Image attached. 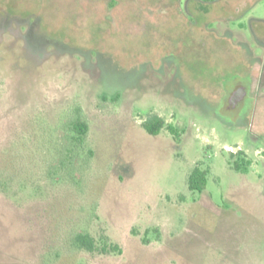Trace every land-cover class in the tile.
Returning <instances> with one entry per match:
<instances>
[{
	"label": "rangeland",
	"instance_id": "374dc122",
	"mask_svg": "<svg viewBox=\"0 0 264 264\" xmlns=\"http://www.w3.org/2000/svg\"><path fill=\"white\" fill-rule=\"evenodd\" d=\"M0 6L41 17L38 58L46 39L60 44L43 62L23 48L15 66L0 63V264H264V0ZM95 48L104 55L89 69ZM163 56L177 80L173 66L151 67ZM76 106L89 133L70 176L51 165ZM151 113L178 142L145 131ZM239 150L247 173L232 167ZM195 166L208 170L201 192L187 184ZM79 230L119 251L73 247Z\"/></svg>",
	"mask_w": 264,
	"mask_h": 264
},
{
	"label": "trees",
	"instance_id": "16d2710c",
	"mask_svg": "<svg viewBox=\"0 0 264 264\" xmlns=\"http://www.w3.org/2000/svg\"><path fill=\"white\" fill-rule=\"evenodd\" d=\"M119 94H115L114 99H118ZM142 127L150 135H157L165 127L173 136L176 142L179 141V130L176 126L169 123L166 124L162 116L157 113L149 114L142 122ZM89 133V125L80 106L72 109L70 118L66 120L59 131V148L57 149L58 158L51 167L56 173L59 169H63L70 176L77 175L75 170L76 149L82 148L85 145L86 138ZM241 150L236 152V158L232 162V167L238 172L247 173L250 161L242 156ZM93 155V150L88 149L86 157L83 159V164L88 165L90 157ZM82 167V166H81ZM207 169H202L195 166L188 175L187 184L191 191L201 192L207 183ZM71 244L78 249H85L89 252L100 250L102 253L108 251H119L118 245L114 243H104L99 249L94 238L85 230L75 232L71 237Z\"/></svg>",
	"mask_w": 264,
	"mask_h": 264
},
{
	"label": "flooded vegetation",
	"instance_id": "af4514ba",
	"mask_svg": "<svg viewBox=\"0 0 264 264\" xmlns=\"http://www.w3.org/2000/svg\"><path fill=\"white\" fill-rule=\"evenodd\" d=\"M170 4V2L164 4V7L166 9L167 6ZM163 7V8H164ZM155 11V8L152 10ZM151 11V13H152ZM168 12V11H167ZM167 18L164 13H159V17ZM41 17L36 15L35 13H32L31 11L28 14L25 15H16L15 13L11 12L8 10L6 7L0 6V63H3L5 65H13L15 66V60L18 59V57L25 56L22 52V49L24 48L23 51L26 50L27 52V57H36V60L42 61L45 59L47 56H51L53 53L54 49L59 46L60 44L58 42H54L52 40H47L44 44H41L40 47L42 48V51L44 52V47L47 46L48 48L50 47L52 51H46L42 55H40V58H38L37 54H35V50H33V45H35L36 39L38 38H45L46 35L41 32L39 29V26L41 28L40 24ZM8 36L9 38H6ZM47 38V37H46ZM35 41V42H34ZM246 50L248 51V54H251V50L248 46V43L245 41L240 42ZM98 56V59H92L90 57L89 61V69L92 68H99L100 66V56H103V52L97 48H95ZM34 52L35 56L32 52ZM59 54L65 53V54H75L77 53L78 55L82 56L83 59L88 58L87 52L84 53L82 49H74V50H69V49H61ZM48 58V57H47ZM110 61V60H109ZM84 62V60H83ZM142 63L139 64L138 68H134L136 71H142V74L146 73V67L145 63L149 61H141ZM151 63V62H149ZM152 64V63H151ZM167 64L168 66H173V71L170 76L173 80H177L176 76L179 73V64H176L175 62L170 61L168 58L165 56L160 57V61H158V65L152 64L151 67L159 74L160 76L165 74V70L163 69V66ZM84 69H86L84 67ZM133 70V68H132ZM172 81V80H171ZM233 90V89H232ZM232 90H230L229 94L231 95ZM116 94H119V90H115ZM229 99V98H228Z\"/></svg>",
	"mask_w": 264,
	"mask_h": 264
},
{
	"label": "crops",
	"instance_id": "0c3cea01",
	"mask_svg": "<svg viewBox=\"0 0 264 264\" xmlns=\"http://www.w3.org/2000/svg\"><path fill=\"white\" fill-rule=\"evenodd\" d=\"M253 53V52H252ZM253 57L257 58V56H255V54L253 53ZM257 61V60H256Z\"/></svg>",
	"mask_w": 264,
	"mask_h": 264
}]
</instances>
